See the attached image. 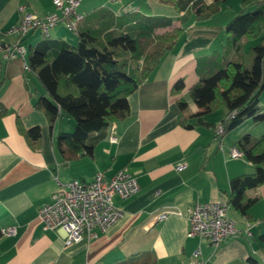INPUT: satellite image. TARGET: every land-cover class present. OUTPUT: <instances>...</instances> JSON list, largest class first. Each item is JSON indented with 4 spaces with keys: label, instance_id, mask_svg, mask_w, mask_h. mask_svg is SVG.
<instances>
[{
    "label": "crops",
    "instance_id": "1",
    "mask_svg": "<svg viewBox=\"0 0 264 264\" xmlns=\"http://www.w3.org/2000/svg\"><path fill=\"white\" fill-rule=\"evenodd\" d=\"M19 3H26L28 10L39 16L54 9L52 0H0V40L16 39L8 30L16 22ZM104 6L114 12L138 9L136 0H79L81 21L92 9ZM241 9L242 0H225L219 11L205 20H195L191 14L186 20L175 21L183 27L184 36L128 95L127 116L111 124L91 157L66 163L55 145L56 133L66 129L64 117L49 126L45 113L34 105L40 96L48 95L33 71L20 59L5 61L0 57V106L6 108V113L0 114V228L16 227L14 234L0 233V264H186L197 247L201 264H246L248 256L263 262L264 246L258 236L264 232V183L248 190L257 200L245 214L228 209L237 230H244L247 220L253 222L250 235L239 232L217 245L205 237L187 235V208L194 201L227 202L230 178L254 171L245 156L230 154L235 141L244 133L256 138L264 132V120L255 123L251 118L219 137L213 128L197 124L195 117L186 119L190 127L178 122L182 116L179 97L186 98L190 112L199 109L189 95L198 81L196 59L221 48L228 36L223 26ZM159 14L178 13L172 8ZM65 30L59 22L48 36L39 30L29 32L22 41L27 54L45 37L75 43L76 35ZM178 79H182L183 88L172 92ZM259 105L264 111V88ZM225 114L222 107L203 119L218 123ZM17 116L23 127H39L37 147H31L19 130ZM69 125L73 128L74 122ZM112 132L117 142L109 141ZM178 162L183 163L180 169L175 167ZM123 167L135 177L139 190L128 198L113 196L122 215L105 231L66 245L62 229L43 228L38 208L51 200L57 180H90L99 170L110 177ZM161 211L167 212L166 217L153 221V215Z\"/></svg>",
    "mask_w": 264,
    "mask_h": 264
},
{
    "label": "trees",
    "instance_id": "2",
    "mask_svg": "<svg viewBox=\"0 0 264 264\" xmlns=\"http://www.w3.org/2000/svg\"><path fill=\"white\" fill-rule=\"evenodd\" d=\"M136 1V10L114 12L104 6L89 11L77 24L73 44L45 37L29 48L27 67L48 95L40 96L35 107L45 113L49 126L63 115L74 120L71 131L59 130L55 135L56 148L65 163L91 157L111 124L127 116L128 95L184 36L183 27L174 22L186 20L191 14L195 20H205L217 13L225 0H157L172 6L178 13L175 16L152 13L150 0ZM223 29L228 36L221 48L196 59L198 81L189 95L198 111L188 110L185 97L177 99L182 112L178 122L185 127L192 126L186 119L195 117L197 124L214 130L217 123L203 117L224 107L226 114L218 122L223 129L220 136L248 118L255 123L264 120L259 105L264 88V0H242V9ZM252 40L257 41L249 43ZM182 88L183 81L178 79L171 91L180 92ZM5 113L6 108L0 106V114ZM16 122L31 147H37L39 127H23L18 116ZM235 146L254 165V171L230 178L227 203L245 214L257 200L248 190L264 183V132L256 138L244 133ZM258 238L264 246V232ZM246 264L264 262L248 256Z\"/></svg>",
    "mask_w": 264,
    "mask_h": 264
},
{
    "label": "built area",
    "instance_id": "3",
    "mask_svg": "<svg viewBox=\"0 0 264 264\" xmlns=\"http://www.w3.org/2000/svg\"><path fill=\"white\" fill-rule=\"evenodd\" d=\"M54 9L43 16L28 10L26 3L17 5L16 22L9 28L14 41L0 40V57L2 60L20 59L27 67V47L22 42L24 36L33 30H39L43 36L57 23L62 22L69 30H76L83 14L78 11L79 0H52ZM214 133H223L221 123H217ZM110 142H117L113 132L108 137ZM234 157H243V153L236 146L230 148ZM182 162L175 167L180 169ZM139 184L126 167L117 170L110 177L102 171H97L90 180L71 179L65 182L57 180V188L51 194V200L38 208V217L43 228L47 230L62 229L66 245L83 237H97V231H105L122 215V211L113 204V196L128 198L136 194ZM229 204L226 201H194L187 208L188 236L205 237L213 245L219 244L233 234L242 232L250 235L252 221H246L244 230L239 231L228 216ZM167 215L161 211L153 215V221L163 220ZM0 233L10 235L16 233V227L9 225L0 228ZM200 249L192 251V257L186 264H201ZM264 262V260H263Z\"/></svg>",
    "mask_w": 264,
    "mask_h": 264
},
{
    "label": "rangeland",
    "instance_id": "4",
    "mask_svg": "<svg viewBox=\"0 0 264 264\" xmlns=\"http://www.w3.org/2000/svg\"><path fill=\"white\" fill-rule=\"evenodd\" d=\"M150 4H151V11L152 13H156V14H159V13H165L169 10L172 9V6L168 5V4H165V3H160L158 2L157 0H150ZM66 33L69 35H76L75 34V31L74 30H65ZM257 40H252L251 42L249 43H255ZM73 44V43H72ZM64 119H63V126L66 125V129L65 131H71L73 128L71 127V125H69V123H73L74 120L73 118L67 116V115H63ZM64 128V127H63Z\"/></svg>",
    "mask_w": 264,
    "mask_h": 264
},
{
    "label": "bare ground",
    "instance_id": "5",
    "mask_svg": "<svg viewBox=\"0 0 264 264\" xmlns=\"http://www.w3.org/2000/svg\"><path fill=\"white\" fill-rule=\"evenodd\" d=\"M2 234V233H1Z\"/></svg>",
    "mask_w": 264,
    "mask_h": 264
}]
</instances>
